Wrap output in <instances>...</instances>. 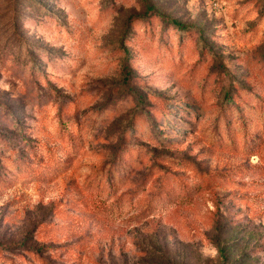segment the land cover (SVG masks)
I'll return each instance as SVG.
<instances>
[{"label": "rangeland", "instance_id": "obj_1", "mask_svg": "<svg viewBox=\"0 0 264 264\" xmlns=\"http://www.w3.org/2000/svg\"><path fill=\"white\" fill-rule=\"evenodd\" d=\"M0 264H264V0H0Z\"/></svg>", "mask_w": 264, "mask_h": 264}]
</instances>
